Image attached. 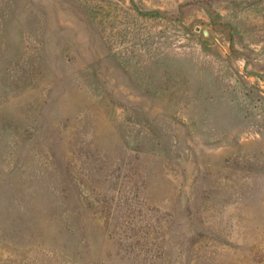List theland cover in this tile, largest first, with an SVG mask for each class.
<instances>
[{
	"label": "rangeland",
	"instance_id": "obj_1",
	"mask_svg": "<svg viewBox=\"0 0 264 264\" xmlns=\"http://www.w3.org/2000/svg\"><path fill=\"white\" fill-rule=\"evenodd\" d=\"M0 264H264V0H0Z\"/></svg>",
	"mask_w": 264,
	"mask_h": 264
}]
</instances>
